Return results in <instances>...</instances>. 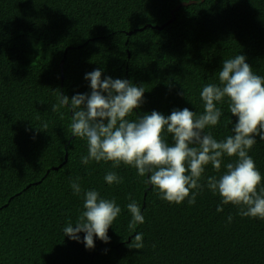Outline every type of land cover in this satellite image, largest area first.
<instances>
[{
	"label": "trees",
	"instance_id": "trees-1",
	"mask_svg": "<svg viewBox=\"0 0 264 264\" xmlns=\"http://www.w3.org/2000/svg\"><path fill=\"white\" fill-rule=\"evenodd\" d=\"M238 54L264 76V0H0V264H264V220L242 217L206 186L223 166L220 173L206 167L194 205L169 204L132 167L82 164L87 144L71 136L70 108L51 110L56 90L69 99L90 94L85 74L99 68L102 80L144 85L138 116L186 107L200 115L203 86ZM218 106L220 122L205 131L220 141L237 118L227 103ZM165 139L172 143L170 134ZM256 139L249 155L264 187V141ZM108 171L122 183L109 186ZM77 177L80 195L71 188ZM92 189L115 199L121 214L110 242L94 238L86 250L83 233L76 242L63 228L75 223L83 191ZM129 196L144 216L135 231ZM137 233L144 247L130 249Z\"/></svg>",
	"mask_w": 264,
	"mask_h": 264
},
{
	"label": "clouds",
	"instance_id": "clouds-1",
	"mask_svg": "<svg viewBox=\"0 0 264 264\" xmlns=\"http://www.w3.org/2000/svg\"><path fill=\"white\" fill-rule=\"evenodd\" d=\"M101 77L99 68L85 74V80L90 81V94H76L69 99L59 90L54 91L59 94V104L51 110L69 107L71 136L86 141L87 155L81 156L82 164L111 162L113 169L122 164L132 167L138 176L147 177L146 183L159 198L175 205L185 200L194 205L205 186L201 181L206 167L211 165L220 173L223 166L219 177L206 178L207 188L219 195L222 205L238 208L242 217L264 220V187H259L262 176L249 155L257 143L256 137L264 141V76L253 71L244 55L224 59L222 70L215 74L216 82L203 86L200 115L186 107L174 109L167 116L158 111L138 116L135 110L144 102V85ZM181 94L185 96L184 89ZM225 103L237 119L232 134L217 141L211 131L205 130L218 125L223 114L218 105ZM132 116L136 118L129 119ZM47 127L43 125L44 129ZM165 134H170L171 144ZM225 157L229 162L224 163ZM104 180L109 186L122 183L115 171H108ZM71 188L74 194H81L78 177L71 181ZM127 211L131 216L128 228L135 231L138 224L144 223L141 208L131 200ZM217 211L222 212L223 207L218 206ZM120 214L121 207L115 199L103 198L94 189L84 190L83 210L74 224L69 221L63 228L64 236L81 242L79 234L83 233L86 250H92L94 238L105 244L110 242L109 228ZM228 220L231 222V215ZM128 247L142 249L143 235L137 233Z\"/></svg>",
	"mask_w": 264,
	"mask_h": 264
},
{
	"label": "water",
	"instance_id": "water-1",
	"mask_svg": "<svg viewBox=\"0 0 264 264\" xmlns=\"http://www.w3.org/2000/svg\"><path fill=\"white\" fill-rule=\"evenodd\" d=\"M201 1H204V0H201ZM192 3H196L195 1H190L189 3H182L180 4L179 6H187L188 4H192ZM179 7H176L174 10H173V13H172V18H171V21L174 20L175 16H174V11L177 10ZM170 22V21H169ZM148 27V26H146ZM63 65V61L60 62V66L62 67ZM61 78H62V74H61Z\"/></svg>",
	"mask_w": 264,
	"mask_h": 264
}]
</instances>
